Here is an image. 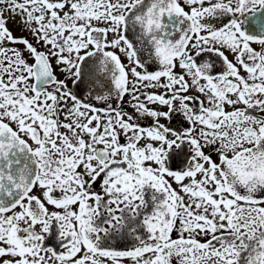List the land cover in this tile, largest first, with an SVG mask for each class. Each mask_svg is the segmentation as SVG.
<instances>
[{
    "label": "snow or ice",
    "instance_id": "snow-or-ice-1",
    "mask_svg": "<svg viewBox=\"0 0 264 264\" xmlns=\"http://www.w3.org/2000/svg\"><path fill=\"white\" fill-rule=\"evenodd\" d=\"M0 264H264V0H0Z\"/></svg>",
    "mask_w": 264,
    "mask_h": 264
},
{
    "label": "flooded vegetation",
    "instance_id": "flooded-vegetation-1",
    "mask_svg": "<svg viewBox=\"0 0 264 264\" xmlns=\"http://www.w3.org/2000/svg\"><path fill=\"white\" fill-rule=\"evenodd\" d=\"M17 34H19V32L17 31Z\"/></svg>",
    "mask_w": 264,
    "mask_h": 264
}]
</instances>
